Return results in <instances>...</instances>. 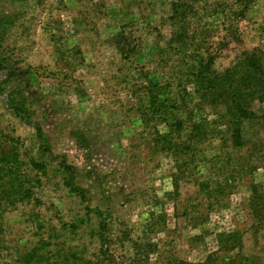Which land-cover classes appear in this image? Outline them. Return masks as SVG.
Here are the masks:
<instances>
[{
  "label": "rangeland",
  "instance_id": "374dc122",
  "mask_svg": "<svg viewBox=\"0 0 264 264\" xmlns=\"http://www.w3.org/2000/svg\"><path fill=\"white\" fill-rule=\"evenodd\" d=\"M245 2L0 0V159L33 186L0 264H264V95L234 126L193 58L264 75V0L222 12Z\"/></svg>",
  "mask_w": 264,
  "mask_h": 264
},
{
  "label": "trees",
  "instance_id": "16d2710c",
  "mask_svg": "<svg viewBox=\"0 0 264 264\" xmlns=\"http://www.w3.org/2000/svg\"><path fill=\"white\" fill-rule=\"evenodd\" d=\"M233 1V0H232ZM246 1L242 8L234 9L233 6L228 7V9L222 12L229 16L234 17H244V12L247 10L251 0H236L238 2ZM174 5V3H173ZM184 4L182 2H175V14L179 12V17L177 16V23H179V31L174 33L173 41L179 40L181 43H186L187 45V28L190 13H196L195 7L187 5L183 8ZM178 8H183L178 10ZM231 14H230V13ZM234 28L231 26V31ZM195 68L198 67V74L195 78V83L197 86L212 87V85H220L227 88L230 91L231 104L228 106V112L230 118L235 126V118L241 112L240 102L245 103V99L250 97V92L253 90L257 95H264V75L260 71V66L262 61L257 58V56H250L245 63L237 65L233 69L227 71L225 75L220 78L213 77L215 74L211 70V63L214 58H210L208 61L204 62L203 57L200 55H195ZM239 70V71H237ZM233 71V72H230ZM148 89V88H146ZM152 103L156 101V97H151ZM235 129L233 128V135ZM15 154H3V158L0 159V211H8L10 208H15L19 203L25 201L32 197L33 186L29 180H26L24 175H21L18 171H14L11 167H6L7 163L18 162L17 160L10 159V156ZM174 186L178 188L177 182ZM35 257V253L28 254L24 256L25 260H31ZM46 262H50L46 260ZM50 264H61L58 261L50 262Z\"/></svg>",
  "mask_w": 264,
  "mask_h": 264
}]
</instances>
